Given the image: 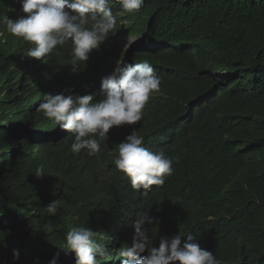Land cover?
Here are the masks:
<instances>
[{
	"label": "trees",
	"instance_id": "obj_1",
	"mask_svg": "<svg viewBox=\"0 0 264 264\" xmlns=\"http://www.w3.org/2000/svg\"><path fill=\"white\" fill-rule=\"evenodd\" d=\"M144 5L151 31L140 49L149 53L127 62L147 60L164 90L142 133L178 158L153 212L211 244L221 264H264V0ZM16 10L13 0H0V16L14 18ZM0 33V264H37L64 244L87 201L71 139L54 142L56 128L36 110L43 95L70 87L72 69L63 52L54 63L24 62L29 45L2 23ZM105 58L89 64L101 74ZM120 191L122 204L136 205L122 206L116 219L137 214L142 201L152 219L150 200ZM53 202L54 216L46 210Z\"/></svg>",
	"mask_w": 264,
	"mask_h": 264
},
{
	"label": "clouds",
	"instance_id": "obj_2",
	"mask_svg": "<svg viewBox=\"0 0 264 264\" xmlns=\"http://www.w3.org/2000/svg\"><path fill=\"white\" fill-rule=\"evenodd\" d=\"M13 2L15 17L0 16V23L29 45L23 61L46 64L51 58L54 63L63 52L72 69L70 87L43 95L36 110L56 128L50 134L54 142L71 139L70 150L87 184L84 211L75 218L79 223L37 264H221L211 244L153 212L156 194L168 185L178 158L142 133L148 107L163 96L161 77L147 60L127 62L149 53L140 49L151 31L142 14L145 0ZM124 37L134 41L125 44ZM101 55L107 58L100 74L89 61ZM109 143L113 148L105 146ZM35 174L44 177L42 168ZM120 190L150 200L152 219L140 210L143 201L137 214L116 219L118 212L126 213L122 206L136 205L122 204ZM107 205L106 210H114L100 219ZM57 207L53 202L46 210L54 216ZM13 256L18 259L19 253Z\"/></svg>",
	"mask_w": 264,
	"mask_h": 264
},
{
	"label": "rangeland",
	"instance_id": "obj_3",
	"mask_svg": "<svg viewBox=\"0 0 264 264\" xmlns=\"http://www.w3.org/2000/svg\"><path fill=\"white\" fill-rule=\"evenodd\" d=\"M132 41H134L133 37H124V38H122V42L125 43V44H128V43H130Z\"/></svg>",
	"mask_w": 264,
	"mask_h": 264
}]
</instances>
